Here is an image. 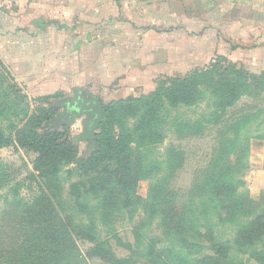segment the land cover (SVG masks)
<instances>
[{
	"label": "trees",
	"instance_id": "trees-1",
	"mask_svg": "<svg viewBox=\"0 0 264 264\" xmlns=\"http://www.w3.org/2000/svg\"><path fill=\"white\" fill-rule=\"evenodd\" d=\"M262 95L264 71L216 56L183 76L161 77L147 94L102 104L97 149L80 158L66 131L44 128L58 109L47 97L27 102L0 60V150L36 155L27 177L0 194V264H133L134 255L142 264H264V208L239 193L249 143L264 140L254 132L264 124ZM243 99H253L250 108L232 114ZM169 133L214 138L182 194L169 182L184 151L169 144L164 155L155 152ZM8 168L0 163V190ZM63 174L75 178L66 193ZM141 180L152 181L144 199L136 193ZM25 181L36 186L28 200L19 194ZM118 219L135 221L138 250L126 257L100 237L114 234ZM219 228L234 235L221 239Z\"/></svg>",
	"mask_w": 264,
	"mask_h": 264
},
{
	"label": "rangeland",
	"instance_id": "rangeland-1",
	"mask_svg": "<svg viewBox=\"0 0 264 264\" xmlns=\"http://www.w3.org/2000/svg\"><path fill=\"white\" fill-rule=\"evenodd\" d=\"M195 15L194 0H0V60L27 102L36 106L40 97H47L48 102L58 109L44 123V128L66 131L78 156L87 158L97 149L94 139L97 129L86 130L84 113L77 115L66 109L67 105L75 108L73 102L76 95L84 89L79 81L106 77L110 73L120 77L122 73L145 72L153 64H164L167 67L166 77H180L208 65L216 56L242 64L243 58L238 51L233 57L236 44H232V37L216 34L215 29L209 28L210 19L204 21ZM252 44L248 42V45ZM244 68L251 74L264 71V65L257 61L247 63ZM164 76H158L156 82ZM65 79L69 81L61 83ZM156 82L153 89L141 91L137 87L127 94L124 93L125 87L107 83L103 91L100 92L99 88V92H94L95 97L84 95L83 99L94 98L105 104L127 96L139 97L153 91ZM61 88H64L61 92H55ZM262 96L258 103L264 108ZM252 100L243 99L232 114L248 110ZM65 112H69V117L75 118L76 123H69L68 127L59 130L53 129L56 119L69 122L64 117ZM254 132L264 134V124ZM213 142V134L178 140L175 134L169 133L164 143L155 150L162 156L172 144L184 151L183 167L169 182L179 194L189 189L196 170L206 164ZM35 157L23 150H0V163L10 166L7 173L10 178L0 194L27 177L26 168L31 171V162ZM241 174L244 186L239 193L264 208V140L250 141ZM62 177L65 179L60 189L66 193L75 178L68 179L66 174ZM150 183L151 180L138 182L136 193L140 198L146 197ZM35 191V183L25 181L19 194L28 200ZM139 209L137 207L136 215L140 217ZM132 225L135 221L118 219L114 223V234L106 237L102 232L100 235L101 239L109 242L117 257H126L132 255L134 249L138 250ZM217 231L221 239L234 235L231 228H219ZM78 244L82 251L89 246ZM261 249L264 251V243ZM142 262V258L133 256V264ZM88 264L104 263L89 260ZM247 264L257 263L251 260Z\"/></svg>",
	"mask_w": 264,
	"mask_h": 264
},
{
	"label": "crops",
	"instance_id": "crops-1",
	"mask_svg": "<svg viewBox=\"0 0 264 264\" xmlns=\"http://www.w3.org/2000/svg\"><path fill=\"white\" fill-rule=\"evenodd\" d=\"M194 9L197 18L210 19L209 28L215 29L216 34L232 37V44H236L234 51H232L233 57L236 56L234 52L238 51L241 58H243L242 64L236 60L233 63L244 67L247 63L257 61L264 65V0H194ZM245 42L247 43L243 44ZM248 42H253V44L248 45ZM229 58L232 59V57ZM122 74L120 77H115L113 73H110L106 77L79 81L84 89L78 94H81L82 97L84 95L95 97L94 92H99V88L100 92L103 91V87L107 83L111 86L117 84V86L125 87L124 93L126 94L137 87L141 91L153 89L158 76H167V67H164V64H153L145 72L137 70ZM68 81L65 79L61 83ZM63 89L61 88L60 91L55 92H61ZM64 117L69 122L56 119L52 128L59 130V128L68 127L69 123H76L77 121L75 118L71 119L68 112L64 113ZM259 143L262 144V141H259Z\"/></svg>",
	"mask_w": 264,
	"mask_h": 264
},
{
	"label": "water",
	"instance_id": "water-1",
	"mask_svg": "<svg viewBox=\"0 0 264 264\" xmlns=\"http://www.w3.org/2000/svg\"><path fill=\"white\" fill-rule=\"evenodd\" d=\"M73 103L75 105V108L72 105H67L66 109L72 108V113H75L77 115H81L84 113L86 119V130L90 131L96 129L103 117L102 104L94 98H90V100H85L83 99L81 94H77L76 100ZM90 122L92 123V126L89 127L88 123Z\"/></svg>",
	"mask_w": 264,
	"mask_h": 264
},
{
	"label": "flooded vegetation",
	"instance_id": "flooded-vegetation-1",
	"mask_svg": "<svg viewBox=\"0 0 264 264\" xmlns=\"http://www.w3.org/2000/svg\"><path fill=\"white\" fill-rule=\"evenodd\" d=\"M68 110H71V108H67Z\"/></svg>",
	"mask_w": 264,
	"mask_h": 264
}]
</instances>
